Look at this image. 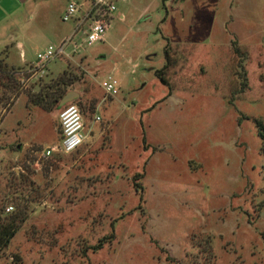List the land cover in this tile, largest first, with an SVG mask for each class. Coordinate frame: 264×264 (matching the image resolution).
<instances>
[{
  "label": "rangeland",
  "instance_id": "374dc122",
  "mask_svg": "<svg viewBox=\"0 0 264 264\" xmlns=\"http://www.w3.org/2000/svg\"><path fill=\"white\" fill-rule=\"evenodd\" d=\"M108 1L104 41L70 45L23 88L68 71L89 139L45 157L62 109L27 106L24 92L0 118V173L19 172L29 155L45 189L0 264H264V0ZM70 3L78 13L65 22ZM89 5L2 0L7 63L29 78L38 53L68 38ZM233 40L247 53L241 94ZM165 49L169 85L156 76ZM108 77L114 96L102 88Z\"/></svg>",
  "mask_w": 264,
  "mask_h": 264
},
{
  "label": "trees",
  "instance_id": "16d2710c",
  "mask_svg": "<svg viewBox=\"0 0 264 264\" xmlns=\"http://www.w3.org/2000/svg\"><path fill=\"white\" fill-rule=\"evenodd\" d=\"M231 44L238 59L236 75L239 80V89L234 93L241 94L248 87L247 73L244 67L247 53L240 49L235 40ZM167 52L168 50L165 49L167 64L161 70L156 71L157 78L164 85H169L165 78V70L171 62ZM67 74L68 71H64L56 82L46 86H40L41 83L36 81L34 85L40 86L37 92H34L29 87V89H23L24 86L20 82L18 71L6 61V50H0V118L11 108L15 98L23 92L28 98L27 106H37L48 112L62 109L64 106H60L59 103L71 87V83L65 81ZM257 124L260 125L258 135L262 142L261 152L264 156V125L261 123ZM58 132L61 139L60 125ZM34 162L35 159H30L29 155H27L23 169L19 172L13 170L0 173V255L10 246L20 226L28 220L30 206L39 202L45 190H41V186L34 181L36 171L30 165ZM262 173L264 177V165ZM8 207H12V211L7 212ZM112 237L113 235H110L100 239L90 249L94 252L100 250L104 244L111 242Z\"/></svg>",
  "mask_w": 264,
  "mask_h": 264
},
{
  "label": "built area",
  "instance_id": "2783aa9c",
  "mask_svg": "<svg viewBox=\"0 0 264 264\" xmlns=\"http://www.w3.org/2000/svg\"><path fill=\"white\" fill-rule=\"evenodd\" d=\"M115 11V6L108 0H90V5L82 12V16L78 18V23L72 31V34L64 39L58 46H48L44 52L38 53V62L30 69L29 78L20 75V82L24 86L30 79L47 73V64L56 57H69L70 53L67 48L71 45L75 53L78 48L83 45H93L97 42L104 41L105 33L109 28V19ZM78 13V8L70 3L63 16L65 22L73 19ZM82 39L81 44L73 41L74 37ZM37 77V78H38ZM102 88L106 95L114 96L118 93L119 85L116 79L108 77L102 82ZM84 116L79 106L70 102L62 108L58 120L61 129V139L58 144L47 148L43 155L50 157L53 154H71L78 150L85 140V124ZM12 210V207L7 208V212Z\"/></svg>",
  "mask_w": 264,
  "mask_h": 264
},
{
  "label": "crops",
  "instance_id": "0c3cea01",
  "mask_svg": "<svg viewBox=\"0 0 264 264\" xmlns=\"http://www.w3.org/2000/svg\"><path fill=\"white\" fill-rule=\"evenodd\" d=\"M21 1V0H20ZM2 2V0H0V3ZM0 28H1V23H0ZM4 33L2 32V34L0 35V46L3 44V45H5L6 43H8V41H11L10 39H13L12 38V32H9L7 35H4ZM16 44H17V46L18 47H20V48H23V42H16ZM23 54V53H22ZM23 58V57H22ZM68 60H71V59H68ZM22 63H24L25 65L27 64L25 61H23L22 60ZM31 64V63H30ZM24 65V66H25ZM11 66V65H10ZM20 68L21 67H23V66H19ZM19 67H15V68H19ZM46 74H50V71H49V69H48V71H47V73ZM59 121V120H58ZM58 121H57V124H58ZM56 129H58V125H57V127H56ZM91 134L92 135H94V132H91ZM57 135H58V137L60 138V134H59V132L57 133ZM100 135L101 134H99V133H97L96 135H94V136H92L91 138H90V140H94V141H96L99 137H100ZM89 138H88V136H87V134L85 135V140H84V142L85 141H87ZM83 142V143H84ZM11 146V145H10ZM89 146H91V144L89 145ZM88 150V149H87ZM86 150V151H87Z\"/></svg>",
  "mask_w": 264,
  "mask_h": 264
},
{
  "label": "water",
  "instance_id": "95a60500",
  "mask_svg": "<svg viewBox=\"0 0 264 264\" xmlns=\"http://www.w3.org/2000/svg\"><path fill=\"white\" fill-rule=\"evenodd\" d=\"M79 94L75 91H69L67 92L63 98L61 99L59 105L60 106H64L70 102H73L74 100L78 99Z\"/></svg>",
  "mask_w": 264,
  "mask_h": 264
}]
</instances>
